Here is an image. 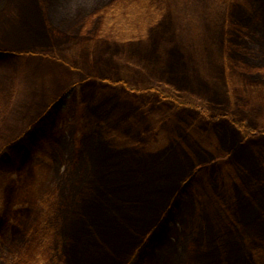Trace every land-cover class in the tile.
<instances>
[{
    "label": "rangeland",
    "instance_id": "374dc122",
    "mask_svg": "<svg viewBox=\"0 0 264 264\" xmlns=\"http://www.w3.org/2000/svg\"><path fill=\"white\" fill-rule=\"evenodd\" d=\"M159 4L170 17L150 33L140 18L162 16ZM105 12L89 34L59 29L46 0H0V152L69 97L54 137L0 175V264H31L22 247L38 239L33 264H128L150 217L187 180L186 196L217 208L212 243L233 227L235 264H264V64L254 80L232 55L239 33L264 39V0H118ZM234 14L248 24H229ZM91 132L97 172L63 196L55 180ZM151 181L161 185L144 208L141 183ZM57 207L67 218L59 241Z\"/></svg>",
    "mask_w": 264,
    "mask_h": 264
},
{
    "label": "trees",
    "instance_id": "16d2710c",
    "mask_svg": "<svg viewBox=\"0 0 264 264\" xmlns=\"http://www.w3.org/2000/svg\"><path fill=\"white\" fill-rule=\"evenodd\" d=\"M155 1L158 2V0ZM72 2V0H46L49 18L52 20L54 25L64 31H69L66 28L67 26L71 25L73 26V29L80 27L83 32L87 31L89 34H91L92 32L96 33L94 29L97 24H99L98 20L102 19L101 17L103 15H107L105 12L106 8L113 6L116 2H118V0H77L75 5H73ZM161 4L163 3L161 2ZM159 7L163 12L165 7L162 5ZM174 7H178L179 10H181V6L176 2ZM160 13L159 15H156V12H154L152 18L150 15H142L139 24L144 25V30H148L150 33L155 32L160 24L165 22L168 23V19L170 17V14H167L165 16L166 18L163 19L166 11L163 12L162 16H160ZM84 16H86V18L82 20L81 18ZM120 17L122 16H117L116 19H119ZM156 17H159L158 19H160L161 22H159V20L156 22ZM219 17H221L220 13L216 15L214 14L212 21H215ZM148 18H150V20L153 22L155 21L156 23H151ZM240 20H242V18H239V15L234 14V17L231 20L232 22H229V24L232 26L235 24L236 27H238V24H248L246 22L240 23ZM254 25L258 27V24ZM256 32L252 34L251 38H248L247 36H245L247 38H243L241 35L242 33H239L240 35L237 37L238 41L236 38L234 41L241 42L244 46L241 50V46L239 45L238 47V44H236L238 51L236 50L235 56L233 51L232 55L235 58L236 66H239L244 70H248L243 71L246 77L259 80L262 76L261 72H258L259 70L257 69H262L261 65L264 64V39H259ZM73 33L81 34V31L77 30V32L74 31ZM234 33L235 31L229 34L232 39L235 36ZM256 43L259 45L257 48L255 46ZM261 46L263 47L262 50L260 49ZM250 68L252 69L250 70ZM75 92L76 91H74L73 94H75ZM162 94L164 96L167 95L165 93ZM67 99L69 100L67 95L57 99V101L51 104L45 113L40 116L23 134L2 148L0 152V175H2L4 172L7 173V168L13 163V161H18L20 159L29 157V155L38 150L39 147L47 143L52 138L56 132L58 123L61 122L64 117H66L65 114L67 109L63 103L67 102ZM251 131L252 130L248 129V132ZM96 136L97 133L95 135L93 132H91L86 136V145L82 148V151L75 149L70 156H66L67 169L62 175L58 176L57 180H55L56 187L58 184L59 188L58 193H63V196L69 195L73 189H75V192H77L79 188L88 185L93 181L92 178L94 177L95 172H97H93L94 170H97V160L96 158H93V155H89L91 154V150L89 151L88 148L89 144H91L90 147L92 148L95 146ZM66 150H69V148H66ZM77 156L79 157L78 160L75 159ZM159 181L158 184L155 185L154 181L141 183V187H143L141 193L146 194L149 192V194H147V197L149 198L143 199L139 202L144 208H146V204L149 203L154 196L156 197V195H158L156 188L161 185ZM191 181L192 180H187L184 184L177 187V192L170 196L169 200L164 205L163 209H161L159 214H156L154 218L150 217L151 220L153 219L152 222L150 221L151 227L146 231L144 230L145 233L143 240L138 243L137 248L130 256L128 264H151V262L152 264H218V256L216 255V250L218 248L221 249V256L223 257L222 259H226V264L231 262L235 264L238 261H242L241 257L234 258L236 256L235 251L237 252L235 245L238 243L236 239L239 238V232L235 233L236 230L233 227L228 229L230 232H226L225 235L219 240V247H217L218 244H215L217 241H215L214 237L212 236V233L215 234V232H212L210 226L213 215L218 212L216 210L217 208L214 207V212L209 214L206 208H204V202L207 201L198 198V203L193 196H186L185 192ZM35 184L37 186L39 181H35ZM230 188L233 189L232 186H230ZM37 191L41 193L42 183L40 186H38ZM232 193L234 194V189L232 190ZM199 206L200 210L197 208ZM57 211L55 212L57 215H59L56 217V230L60 235L56 240L59 241L63 238V231L64 233L66 231L63 229H67V218L65 222L64 218L62 217V208L57 207ZM182 212L185 213L182 214ZM247 218H250L248 220H252V217ZM144 219L147 221L150 220L149 217H145ZM228 220L229 222H227V224L233 222V225L237 224V222L243 223L245 221L244 219L238 220L236 217L232 216ZM237 225L240 227L241 224ZM171 232L175 233L176 240L171 241L169 239V234ZM23 235L24 237H27L25 232ZM220 237L218 236L216 239H219ZM38 240H31L27 246L26 242H24L22 247L24 250H26V254L24 251L21 252L22 255H24L31 264L35 262H33V260L27 256L29 255L28 251L29 249H32V252H35L39 249L36 246ZM212 240L215 241L214 244L212 243ZM208 241H210L209 246L207 245ZM34 243L36 245H34ZM29 244L34 246H30ZM156 246H160L163 249H170V252L167 254L158 253L157 255L153 256L154 248ZM60 249L61 247L59 244L56 248L58 253L60 252Z\"/></svg>",
    "mask_w": 264,
    "mask_h": 264
},
{
    "label": "bare ground",
    "instance_id": "6f19581e",
    "mask_svg": "<svg viewBox=\"0 0 264 264\" xmlns=\"http://www.w3.org/2000/svg\"><path fill=\"white\" fill-rule=\"evenodd\" d=\"M191 33V32H190Z\"/></svg>",
    "mask_w": 264,
    "mask_h": 264
}]
</instances>
